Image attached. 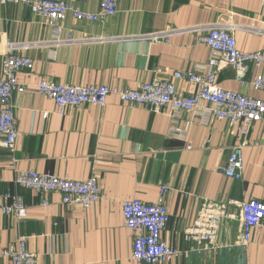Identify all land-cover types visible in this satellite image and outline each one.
Here are the masks:
<instances>
[{
	"label": "crops",
	"instance_id": "1",
	"mask_svg": "<svg viewBox=\"0 0 264 264\" xmlns=\"http://www.w3.org/2000/svg\"><path fill=\"white\" fill-rule=\"evenodd\" d=\"M68 1V0H55ZM100 0L79 7L95 13ZM233 24L237 50L264 54V3L261 0H119L115 16L86 23L67 17L59 37L72 44L38 46L23 54L34 63L17 80L25 92L13 97L17 123L16 151L0 148V197L23 198L27 216L14 222L0 216V253L19 238L37 264H135L132 234L124 227L122 206L138 200L151 204L161 186L169 221L161 240L181 252L167 264H264V233L253 232L245 251L236 247L238 223L222 220L215 245L201 250L185 240L203 202H264V147L256 146L264 119L249 132L240 181L227 179L225 167L237 132L226 121H202L191 114L178 118L127 105L115 96L104 108L70 107L62 114L39 95L42 80L57 85L135 89L140 83L168 79L172 72H195L206 64L208 49L198 34H180L167 43L143 37L215 24ZM258 31V32H256ZM52 29L20 5H0V69L8 44L49 45ZM264 75L250 67L247 81ZM226 91L264 101L263 92L241 89L231 69L217 76ZM189 96L195 87L176 82ZM46 114V118L43 115ZM34 171L72 181L98 177L100 196L89 209L63 205L56 193L44 197L14 184L16 173ZM46 200L48 206H43ZM231 207L229 213H235ZM0 264H10L0 258Z\"/></svg>",
	"mask_w": 264,
	"mask_h": 264
},
{
	"label": "built area",
	"instance_id": "2",
	"mask_svg": "<svg viewBox=\"0 0 264 264\" xmlns=\"http://www.w3.org/2000/svg\"><path fill=\"white\" fill-rule=\"evenodd\" d=\"M264 3V0H261ZM89 0H0V5H20L43 25L52 29L54 38L49 45L34 43L8 44L2 58L0 69V148L13 154L18 141L17 123L13 115V97L25 92L24 85L17 80L22 71H32L34 63L23 52L38 46H58L72 44L73 39L67 33V39L60 41L67 17L74 21L96 23L113 17L118 12L119 0H100L95 13L81 10V4ZM248 29L229 24L193 27L185 30H172L165 33L143 37L155 42H165L180 34H198L197 45L208 49V59L199 73L193 71L172 72L168 79H154L140 83L135 89H113L106 86L57 85L45 80L35 86V91L51 100L62 114L73 107L93 106L104 108L107 98L112 95L127 105H137L152 113L170 115L178 118L180 114H191L202 121L211 119L226 121L237 132L236 145L231 149L225 167L218 171L227 179L240 181L243 172V151L250 145L249 132L253 125L264 119V101L249 98L242 93L226 91L217 84V76L225 69H231L234 79L241 89L264 93V75L255 76L247 81L250 67L264 71V54L261 52L242 54L237 50L234 32ZM258 32V31H256ZM176 82H183L195 87L189 96L177 91ZM46 118V114L43 115ZM264 147V130L255 143ZM14 184L44 197L56 193L63 205L89 209L100 196L98 177L93 175L86 181H72L49 174L26 171L15 174ZM169 187L161 186L157 200L144 204L138 200L125 201L122 206L124 227L132 234V256L135 264H167L181 252L161 240L168 221V211L164 198ZM48 206L47 201H42ZM236 209L229 213L230 208ZM0 216L22 221L27 216L23 198L6 193L0 197ZM229 219L238 223L236 247L242 251L251 243L252 233H264V202L250 200L244 203L203 202L192 227L185 231V240L197 245L201 250H208L215 245L216 236L222 220ZM0 258L10 264H37L36 257L26 249L25 239L19 238L15 244L0 253Z\"/></svg>",
	"mask_w": 264,
	"mask_h": 264
}]
</instances>
